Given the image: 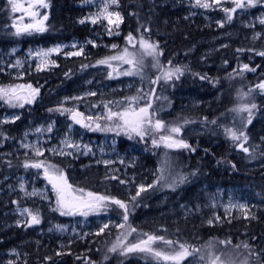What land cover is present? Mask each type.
Instances as JSON below:
<instances>
[{
    "label": "trees",
    "instance_id": "trees-1",
    "mask_svg": "<svg viewBox=\"0 0 264 264\" xmlns=\"http://www.w3.org/2000/svg\"><path fill=\"white\" fill-rule=\"evenodd\" d=\"M82 1L84 0H45L48 4L46 8L39 7L37 0L24 1L25 5L36 4L32 10L39 12L37 19L47 15L48 19L44 21L46 30L42 33L16 35L13 24L23 26L26 22H33V19L22 12L13 13L8 0H0V51L7 52L13 46L27 49L30 46L47 47L55 43H70L75 40L84 42L95 31L80 23L87 12L85 7L79 6ZM118 5L123 19L119 35L105 40L108 44L118 45L117 48L109 51L102 46L97 48L87 46L81 56L72 58L57 56L54 58L55 66L50 71L32 74L26 72L19 80L8 79L0 74V83L22 82L32 85L33 88H39V94L32 104L27 103L23 106L19 119L12 124L0 127V130L15 140L16 135H19L21 129L29 122L37 123L41 119H55L60 127L61 120L64 119L63 115L71 116L66 112L62 113L66 105L59 102L60 96L80 91L82 83L86 80L100 79L102 76L105 80H109L114 73L120 75L118 70L121 72L129 66L119 61H111L113 67L103 69L104 75L94 74L93 72L97 70L94 67L97 61L116 55L127 47L129 33L136 38L143 36L159 45L163 53L159 57L161 64L168 67V62L171 61V66L181 67L184 70L183 75L178 79L174 77L171 80H160L153 84L151 81L156 78L152 74L148 78L145 71H148L146 61L149 57H145L143 78L140 75L129 76L131 80L133 78L135 81H142L144 87L147 84V90L150 88V92L154 89L153 96H158L161 100L162 103L155 102L152 110L150 109V112L154 113V119L162 120L167 127L181 126L179 139H183L190 147L172 148L168 153L171 158L169 165L175 162L174 168L178 169L181 177L185 178L184 182L179 183L174 192L168 193L167 200L163 202L164 206L161 205L159 208L152 206L148 209L150 200L161 194L147 190L133 201V193L129 194V198L125 197L126 192L118 187L119 183L110 179L109 174L101 172L99 167H90L82 179H80L81 175L78 176V180L82 181L89 191L100 195L104 192V195L119 197L128 204L129 211L137 210L133 220L135 227H131L136 231L131 233L125 242H137L145 238L143 235L145 233L163 236L166 240L186 242L194 248H200L206 242L213 241L219 247L218 250L241 249L242 255L233 251L236 261L246 260L247 264H264V165H257L259 162H264V90L257 88L259 83L264 82V56L257 54L264 51V34L257 38L246 36V30L232 22V28L226 32L225 36L216 42L203 44L200 41L213 35V30L206 28L203 18L189 15L191 8L184 0H118ZM211 45L220 47L215 52H209L207 49ZM244 65H248L249 69L254 71L244 70ZM113 68L116 71H113ZM109 73H112L111 77ZM201 76H206L207 79H201ZM119 79L120 84H124V75H121ZM104 91V95L91 97L87 108L83 106V109L89 108L92 112L98 111L102 114L107 109L104 107L107 103L112 111H118L128 106L126 98L143 95L141 91L136 92L134 86L124 88L122 85L112 91L109 88ZM245 92L249 93L247 104L256 105V108L252 109L250 124L247 123V112L237 113L231 107L232 102H235L239 95L244 96ZM189 98L201 101V104L190 109H179L178 107H182L185 99ZM144 105L145 103L141 102L133 104L134 107ZM50 109L53 111H49ZM104 117L105 115L101 117L100 123L103 124L100 125L111 128ZM186 120L189 123H185ZM213 120L217 123H211ZM226 127L234 130L242 129L248 135L246 144L249 147L248 153L238 148L237 142L232 141L225 134ZM112 129L92 132L97 136H119L123 142L121 136L125 137V133ZM150 134L153 138L159 139L161 134L167 133L161 130L159 133ZM146 137H144L145 143L138 144V148L146 151L144 154L137 152L140 155V163L130 169L131 173L137 174V180L148 177V174L140 173L145 168V161L147 164L155 165L160 156L159 151H162L161 148L158 151L153 148L148 151ZM252 147L255 149L252 150ZM120 150H125L122 143H120ZM3 151L5 150L0 148V179L17 173L31 176L32 168H25L23 165L26 162L34 163L39 160L16 155L3 156ZM183 156L190 158L189 165L186 164L187 161ZM55 163L65 174L73 172L74 179H77L79 163L69 161ZM216 185L248 186L255 190L259 200L254 215L250 218L233 217L222 223L207 225L204 217L200 215L175 222L173 220L175 214L164 212L152 221L137 223L139 213L151 212V209L153 212H159L168 202L174 203L175 200L193 204L199 201L203 186ZM176 196H178L177 199ZM13 199L17 201L18 198L0 194V253L18 246L21 253L25 255L23 256L25 264H87L88 261H92L93 264H143L145 262L149 264L150 260L155 258L142 253L119 255L108 251L104 254L105 246L110 249L117 241L118 236H114L116 232L113 231L89 236L85 240H76L63 248L58 255L59 249L61 250L58 239L46 232L47 223L58 219L61 223H65L69 218L57 216L56 212L42 205L41 208L36 209L41 223L34 227L35 230L25 225L20 228L9 226V224L3 225L11 220V217L4 216V213L13 208ZM17 205L35 208V205L28 200H20ZM219 241L231 243L225 246ZM154 247L166 252L172 251L163 242H157ZM83 251L87 252L81 254ZM48 257L50 259H46ZM114 258L119 260L114 263L111 261ZM190 258L193 257L185 258L181 264H185ZM160 263L171 264L163 260Z\"/></svg>",
    "mask_w": 264,
    "mask_h": 264
},
{
    "label": "rangeland",
    "instance_id": "rangeland-1",
    "mask_svg": "<svg viewBox=\"0 0 264 264\" xmlns=\"http://www.w3.org/2000/svg\"><path fill=\"white\" fill-rule=\"evenodd\" d=\"M24 1L26 0H18L19 3H23ZM184 1L191 8V13L189 15L192 17L198 16L203 18L204 23L207 25L206 28L208 30H213V35H211L209 38H205L200 41L203 44H208L209 42H216L219 38L225 36L226 32L229 31L230 28H232V22H234L235 25L244 28L246 30V36L257 38L260 35L264 34V24L260 23V20L264 18V4H258L256 7L237 9V11L232 14V20L228 21L226 13L223 11V8L234 7V4L231 2V0H221L220 5H214L212 8L208 9L195 6V0ZM209 2H211V0H209ZM79 6L85 7L87 9L86 15L81 19L85 20V22L81 24L87 25L90 29H93L95 31L94 33H92L90 38H88L84 42H78L75 40L70 43H55L47 47L30 46L27 49H23L20 46H13L7 52L0 51V74L4 75L8 79L11 78L13 80H19L20 78L24 77V73L26 72L32 74L36 72L50 71L55 66L54 58L57 56L67 58L79 57L84 52H82V54L79 56H69L66 55V53L80 51L81 48L84 51L87 46H90L92 48L102 46L103 48H107L109 51L115 49L112 47V45L114 44H108L105 40H110L119 35V29L123 23V19L122 22H119L118 27L115 23L109 24L108 20L104 19L103 17L99 18L96 23H92V18L99 11L100 0H93L92 3H85L84 1H82ZM118 6V4L112 5L109 10L119 12ZM112 19L115 20V17H113ZM220 23H223V27L220 26ZM109 30H111L112 34H110ZM138 39L139 38H137V40ZM89 41H91L92 43H89ZM73 45H75V47H73ZM56 47L60 48V52L51 53L48 58L50 63L47 66H42V70H38V65H40V58L36 56V53L40 50H48ZM127 47L129 49L132 48L131 45H128ZM219 47V45H211L209 49H207V51L215 52ZM17 60L21 62L20 66H14L16 65ZM146 63L148 64V71L145 72L148 78H150L151 74L153 77L155 76V78L160 75V72L152 66V57H149ZM144 64L145 63H143V65ZM94 68L97 69L93 72L94 74L101 73L102 75H104L103 69L108 68V65H102L97 63ZM107 71L109 72V70ZM118 71L120 72V70ZM120 76L121 75H116L114 73L112 79L109 80H105L104 76H102L100 79L86 80L82 83V89L80 91L71 95L60 96L59 102L61 104H65V108H72L83 113L85 117L92 116L95 118L97 116L102 117L103 115H105L106 117L108 114L107 109L101 114L98 113V111L92 112L89 108L83 109V106L87 108L88 102L91 101L90 98L94 96L104 95V90H106L107 88L112 91L116 88H120L123 85L124 88H130L134 86L136 92L141 91V93H143V95L140 96L143 98L140 99L138 102L146 104L150 100L153 104L152 108L155 102L159 104L162 103L161 100L158 99V96L154 97L153 95H145L147 93H150V88L147 90V84L144 87L142 81H135L133 80V78L131 80L129 79V76H124L125 82L124 84H120ZM111 80L114 83H112ZM161 81L165 80L161 79ZM15 85L28 84L22 82L0 83V87ZM26 91L27 90H22V94H26ZM90 92L95 93V95H87V93ZM245 93L249 94L248 92ZM76 97H79L80 99H73ZM247 97L248 95H239L235 99V102H232L231 104L232 110L238 107L240 104H247ZM26 104L27 103H24V105ZM200 104L201 101L189 98L185 99L184 103L182 104V107L178 108L190 109L199 106ZM22 109L23 107H11L3 101H0V127L15 122L17 120L15 119V117L21 116ZM123 109L124 108H121L118 111H122ZM66 114L69 115L70 113L66 112ZM63 117L64 119L61 120L60 127H58V123L55 119H41L37 123L29 122L24 126V128L21 129L20 134L16 135L17 139L15 140L11 139L7 135H5L2 130H0V133H3V135H0V148H3L5 150L2 152V155L10 157L16 155L21 156L23 158L29 157L31 159H36L37 161H44L46 164H55L57 167H59V165L55 162L69 161L75 162V164L79 163V165L85 163V165L77 167V171L80 174L86 173V171L90 167H100V171L109 174L110 179H112L111 177L113 176L117 177L116 179L112 180H116V183H119L118 187H120L123 192H126L124 194L125 197L128 198L129 194L131 193H133L132 195L135 196L140 185H144L146 188L148 185H154V187L147 188V190H153V193L156 192L161 195L157 196L153 200H150L148 209L152 208V206H156L158 208L161 205L164 206L163 202L167 200L168 193L174 192L178 188L179 183H177L174 187H168L167 184L164 183H155L157 177L160 176L161 173H163L168 178L169 182H171L173 179L178 180L179 178H181V173L178 169L174 168L175 162H172L169 165V159L171 158L168 152L172 148H166L163 146V144H161L159 147L154 146L152 144V134H150L149 137H146V141L149 148L148 151L152 150V148L153 150L157 151L159 148H161L162 151H159L160 156L158 157L157 163L155 165H150V163L147 164L145 161V168L140 171V173L148 174V177H142V179L137 180V174L131 173L130 169L135 168L136 165L140 163V155L137 154V152L144 154V152L146 151L143 148H138V144L142 145L143 143H145L144 138L141 139L140 137L135 136L133 134V138L129 139L128 134L124 132L125 137L121 136L122 141L124 142L123 143L121 142L119 136H97L92 132H96L97 130H90L88 128L82 127L80 124L75 123L71 119V116L68 117L63 115ZM107 121L109 122L108 125L111 128L116 129L114 121L105 120V122ZM85 122L91 123L89 121ZM100 122H102V120L100 119L95 121V123L103 124ZM95 123H92L93 128H95ZM49 127H51V131H48ZM37 129H40V131H37ZM176 135L177 138H179V134ZM65 139L75 145H78V148L65 147V145L63 144V141ZM134 142H136V144H134ZM120 143L123 144L125 150H120ZM24 145H28V147H25ZM253 145L255 146V144ZM37 147L40 148L41 151H43L42 156H37L35 154L34 149ZM253 147L252 150L255 149ZM51 149H62L64 152H70L72 154L60 155L56 152L51 151ZM150 154L152 155V153ZM184 158L185 161H187L186 164L189 165L191 161L190 158L188 156H185ZM52 161L55 162L52 163ZM105 161H108L109 163L106 164ZM257 165L262 166L264 165V162H259ZM30 172L31 176L17 173L0 179V194L5 195V197L15 196L16 198H18L17 201L16 199H13V208L4 213V216H8V218L11 217V220L8 221V223H4L3 225L8 226L9 224V226L17 228H20L25 225L26 227L35 230L34 227L36 225L28 226L26 221L29 218L27 217V214L21 215V210L24 208H28L35 212L37 211L36 209L41 208L42 205L46 206L50 211L55 208V193L52 190L51 184L45 178L44 169L32 168V171L30 170ZM65 175L67 176V178H69V174L66 173ZM80 179H82V176L80 177ZM148 179H150V181L147 182ZM121 180L125 181V183H120ZM21 184L24 185V190H21ZM33 190H35L36 192L35 195L26 194L32 193ZM103 193L104 192H101L102 195H104ZM143 193L144 192H142L140 195H142ZM175 198L177 199L178 196H176ZM199 198V201H196L193 204H189L184 201L179 202L175 200L174 203L172 201L168 202L167 205H165V210L161 209L159 212H153V210L151 209V212L149 211L139 213L140 217L137 223L143 224L147 221H152L153 219L163 215L164 212H170L169 214H175L173 218L175 222L179 221L180 219L186 220L190 216L200 215L204 217V222L207 225H210L209 220L212 221L211 224H214L222 223L233 217L250 218L254 215V211L259 200L258 193L255 190L249 188L248 186L223 187L220 185H216L213 187L203 186L201 188V194ZM116 199L120 198L116 197ZM20 200L30 201L35 205V208H32L30 206H18L17 203ZM239 205H244L245 207L242 209L239 207ZM54 212H56L57 216L67 217L70 219H68V221L65 223H61L60 221H58L59 219L47 223L46 232L58 239V244L61 248V250L59 249L58 253H61L62 249L65 248L68 244H72L76 240H85L89 236L91 237L97 235L96 233L105 224H108L109 226L104 230L103 233L113 231L116 232V235L114 234V236H120L122 232L128 231V226L135 227L133 220L136 216L137 210L135 209L133 212L132 210H130L128 212V221L124 229L117 227L118 224L124 223V221L123 210L119 209L118 206L115 205H110L107 211L105 212H101L100 214H89L88 216H62L58 211ZM217 217L219 219H217ZM58 225L63 226L64 230L60 231L57 228ZM129 237L130 236L128 235L127 238ZM209 242L210 241L206 242L204 245H207ZM213 243L216 244V242ZM218 248L219 247L217 246V249ZM108 251L109 248L105 246L104 254L108 253ZM233 251L234 250L229 251L233 254V256L234 252H237L238 254L242 255L241 249H238L234 252ZM86 252L87 251H83L81 252V254H85ZM115 253L120 255V250H117V252ZM23 256L25 255L21 253V250L18 246L12 247L0 253V264H9V261H11L12 264H25V258ZM118 260L119 259L114 258L111 261L115 263ZM196 260H198V257L190 258V260L185 262V264H196ZM161 261L162 260L154 258L150 260L149 264H161ZM243 261L246 260L236 262L237 264H241V262Z\"/></svg>",
    "mask_w": 264,
    "mask_h": 264
},
{
    "label": "snow or ice",
    "instance_id": "snow-or-ice-1",
    "mask_svg": "<svg viewBox=\"0 0 264 264\" xmlns=\"http://www.w3.org/2000/svg\"><path fill=\"white\" fill-rule=\"evenodd\" d=\"M11 5V11L13 13L22 12L24 15H27L33 19V23H26L23 26H19L17 24H13V27L16 28V35H21L23 33L31 34L33 32L42 33L46 30L44 21L48 19L47 15H44L42 18L37 19L39 16L38 11H33L32 9L36 7V4H23L19 3L18 0H8ZM85 3H92L93 0H84ZM234 4V7L227 8L224 7L223 11L226 13L227 20L231 21L233 18V13L237 11V9H245L249 7H256L258 4H264V0H231ZM37 4L39 7H48V4L45 3V0H37ZM118 0H100V7L98 13L92 18V23H96L97 20L101 17L108 20L109 24H116L119 26V22H122V17L119 12L110 11V7L112 5H117ZM221 0H195V6L208 9L212 8L214 5H220ZM115 17V20L112 18ZM23 17H21L22 19ZM85 20H81L80 23H84ZM261 24H264V18L260 20ZM220 26L223 27V23H220ZM110 34L111 33V30ZM148 31V29H145ZM127 41L129 45H131L133 51H130L128 47H125L122 51H120L116 55L108 56L104 59L97 61L98 64L108 65V67H113L111 61H119L121 64H126L129 67L126 70L119 72L120 75L124 76H136L140 75L142 78V69L144 58L152 57L153 64L152 66L156 68L160 75L156 77L155 80L151 81L153 84L158 83L161 79L168 81L171 80L174 76L178 79L179 76L183 75L184 70L181 67L171 66V61L168 62L169 66L165 67L160 63L159 57L163 54L159 49V45L150 42V40L141 36L138 40L131 33L127 36ZM135 41V43H134ZM89 43H92L89 41ZM138 45V50H137ZM75 47V45H73ZM113 48H117L118 45H112ZM239 51V50H238ZM60 52V48H52L48 50H40L36 53V56L40 58V65H38V70H42V66H47L49 61V56L51 53ZM83 52L81 48L80 51L66 53L69 56H79ZM260 56H264V51L257 53ZM21 62L19 60L16 61V65L20 66ZM86 67V66H85ZM244 70L254 71V69H249L248 65L243 66ZM113 71H116L113 68ZM112 73H109L111 77ZM201 79H207L206 76H201ZM257 88L264 90V82H261L257 85ZM22 90H27L26 94H22ZM155 90L147 93L145 95H154ZM39 94V88H33L32 85H15V86H7L0 87V101L8 104L11 107H23L24 103H32L36 96ZM87 95H95V93H87ZM244 95H248L245 93ZM143 97L133 96L128 97L126 100L128 101V106L124 108L122 111H112L109 108V105L106 103L104 107L108 109V114L104 119L115 122V128L125 132L128 134L129 139L133 138V134L135 136L143 139L145 136H148L150 133H159L161 130H164L167 134H161L159 136V140L153 138L152 144L156 147H159L163 144L166 148H184L187 149L190 147L183 139L177 138L176 134L181 132V126H171L167 127L165 123L160 119H154V113L150 112L152 109V103L149 100L144 106L134 107L133 104H138V101ZM73 99H80L79 97ZM119 104L120 102H116ZM256 105L252 104H240L238 107L233 109L234 112L243 113L247 112V123H251V115L252 109H255ZM60 111L61 109H56ZM49 111H53L50 109ZM63 112H69L71 114V119L80 124L82 127L88 128L90 130H113L112 128H104L99 123H96L95 128L92 127V123L101 119L100 116L85 117L83 113L72 109V108H63ZM15 119H19V117H15ZM206 119V118H205ZM85 121H89L91 123H86ZM185 123H189V121H185ZM211 123L215 124L217 121L213 120ZM40 131V129H37ZM48 131H51V127L48 128ZM119 134V133H118ZM225 134L234 142L236 146L240 148L243 152L248 153L249 147L245 145L248 143V135L242 129L233 128H225ZM3 135V133H0ZM27 135V134H25ZM65 147L68 148H78V145H75L69 142L67 139L63 141ZM28 147V145H24ZM35 154L37 156H42L43 151L40 148L34 149ZM51 151L56 152L60 155H71L72 153L64 152L62 149H51ZM194 151V149H193ZM105 163H109L105 161ZM25 168H43L45 178L52 186V190L55 193V208L53 211H58L62 216H70V215H81L88 216L89 214H100L101 212L107 211L110 205L118 206L119 209L123 210V221L124 223L118 224L117 227L124 229L127 221H128V204H126L123 200L116 199L115 197H111L108 195H100L98 193L92 191H86L81 187H74L73 184L69 183L67 176L64 174L63 170L57 167L55 164L45 163L44 161H38L34 163H25L23 165ZM234 167V166H233ZM112 179H116L117 177L113 176ZM183 177L177 179H173L171 182L168 181V178L161 173L160 176L157 177L155 183L167 184L168 187H174L177 183L184 182ZM120 183H125V181L121 180ZM21 190H24V185H20ZM154 187V185H148L147 188ZM147 188L144 185H140L138 191L135 196L132 197V200L135 201L136 197H138L142 192L147 191ZM28 195H35L36 192L33 190L32 193H26ZM15 203V201H14ZM240 208H244V205H239ZM27 214L29 218L26 223L28 226L37 225L41 223L40 215L38 210L33 212L28 208H24L21 210V215ZM217 219H219L217 217ZM19 223V222H18ZM211 224L212 221L209 220ZM108 224H105L99 231L96 233L99 235L103 233L106 228H108ZM60 231H63V226H57ZM135 228H131L128 226L127 232H122L120 236L117 237V241L112 245L109 249L110 252H117L120 250L121 255H128L130 253H142L148 254L155 257L158 260L168 261L171 264H181L182 261L187 257H198L196 260V264H237L236 259L234 258L231 252H228L224 249H217V246L213 242H209L207 245H204L202 248H194L188 245L186 242H178L173 240H166L163 236L153 235V234H143L145 238L138 240L137 242H125L127 240V236L131 233L135 232ZM157 242H163L165 245L169 246L172 249V252H166L159 250L154 245ZM221 245L227 246L230 244V241H219ZM239 247V246H237ZM247 247V245H245ZM58 255L60 253H57ZM79 258V257H78ZM107 259V257H105ZM50 259V257L46 258ZM9 264H12L9 261ZM87 264H93L92 261H88ZM241 264H247V261L241 262Z\"/></svg>",
    "mask_w": 264,
    "mask_h": 264
},
{
    "label": "flooded vegetation",
    "instance_id": "flooded-vegetation-1",
    "mask_svg": "<svg viewBox=\"0 0 264 264\" xmlns=\"http://www.w3.org/2000/svg\"><path fill=\"white\" fill-rule=\"evenodd\" d=\"M82 165H85V163H82V164H78L77 167H81ZM100 168V167H99ZM78 170V169H77ZM78 172V171H77ZM85 174V173H84ZM84 174H80L79 172L77 173V179H74V175H73V172H71V174H69V178H68V181L69 183L73 184L74 187H81V188H84L86 191H89V189H86V185H84L82 183V181H79L78 180V176H83ZM83 184V185H82ZM96 193V192H95ZM99 194V193H98ZM79 215V214H77Z\"/></svg>",
    "mask_w": 264,
    "mask_h": 264
}]
</instances>
